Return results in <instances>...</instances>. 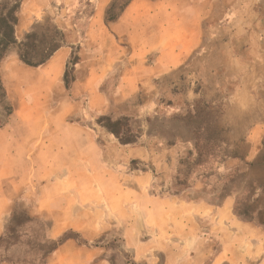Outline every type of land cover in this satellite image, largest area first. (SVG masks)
I'll use <instances>...</instances> for the list:
<instances>
[{
	"label": "rangeland",
	"instance_id": "rangeland-1",
	"mask_svg": "<svg viewBox=\"0 0 264 264\" xmlns=\"http://www.w3.org/2000/svg\"><path fill=\"white\" fill-rule=\"evenodd\" d=\"M96 1L69 0V6L62 8L64 23L56 21L58 8L54 4L57 3L51 2L50 8L39 12L27 32L39 29L41 34L48 35L46 24L49 23L64 33L66 45H73L65 69V73L69 71L70 80L76 78V65L74 68L70 65L73 57L77 56L80 64L89 42L91 47L99 46L98 33L90 41L87 37ZM115 1L117 5L113 14H118L120 8L131 0ZM191 1L196 3L198 0ZM199 1L205 2L206 12L198 45L170 73L153 77L152 87L148 89L144 85L135 97L120 101V76L124 71V64L120 65V47L131 45L115 38L109 24H106L107 28L102 26V34L106 33L109 39L107 45L113 48V58L119 59L104 77L95 79L105 97L104 109L89 114V93L78 97L70 94L64 73L61 84L66 91L52 94L49 110L56 108L62 96L69 95L78 101L80 108L68 123L87 129L101 147L106 162L114 166V170L107 172L104 184L107 190L119 182L120 191L123 189L124 192L145 190L150 196L163 200L206 202L216 206L223 205L232 197L238 218L250 220L252 216L253 223L264 225V217L261 216L264 211V0ZM27 33L17 30L18 40L22 41ZM14 49L17 52H9L0 65V100L10 95H36L41 90L37 82L42 75L37 69L29 70L21 62L18 48ZM86 57L92 61L100 58L93 53H87ZM148 62L153 60L148 58ZM80 70L82 77L88 72L87 67ZM4 111L11 114L13 107H1L0 112ZM104 116L113 121L127 118V130L124 132H128L135 143L122 144L114 135L104 131L98 124ZM137 149L140 153L129 156L132 150ZM200 156L205 161L203 165L192 167ZM182 159L188 160L191 167L182 170ZM180 180L185 185H181ZM30 195L31 190L16 200L8 218L17 210L42 224V227L36 222L27 224L19 232L23 243L34 240L36 236H48L51 226L48 217L34 211L36 196ZM126 196L121 200L130 205L132 196ZM147 202L148 199H141L142 206L150 207ZM256 210H261L260 214H253ZM236 211L243 214L252 212L239 217ZM140 218L143 219V214ZM201 226L206 229L209 222L201 220ZM152 235L154 231L144 229L140 239L146 242ZM82 239H85L83 235ZM100 239L107 246L104 257L109 264L112 259L116 264H165L163 251L141 258L135 250L127 248L122 226L102 232L99 238L89 242L93 244ZM212 245L215 251L220 249L217 239H212ZM28 249L22 245L12 250V255L15 258L24 256ZM27 256L32 257V254Z\"/></svg>",
	"mask_w": 264,
	"mask_h": 264
},
{
	"label": "crops",
	"instance_id": "crops-1",
	"mask_svg": "<svg viewBox=\"0 0 264 264\" xmlns=\"http://www.w3.org/2000/svg\"><path fill=\"white\" fill-rule=\"evenodd\" d=\"M114 1H96L87 37L90 41L98 33L99 46L91 47L89 42L88 49H84L70 88V94L76 97L89 93V114L105 107L103 91L95 79L104 77L119 59L113 58V48L108 47L102 26L107 28L109 24L115 38L131 45L120 47V65L124 64L120 101H128L144 85L152 87L153 77L170 73L195 50L206 12L205 2L199 0H131L119 18L108 23L107 11ZM51 2L57 3L56 21L64 23L62 8L69 6V0H24L17 30L27 33L32 21L50 8ZM72 47L63 46L38 68L27 66L42 75L37 82L39 94L10 95L0 100V108L13 107L11 114L0 112V237L14 203L31 190L30 197L37 193L33 209L49 218V236L55 240L73 230L92 241L102 232L122 226L126 247L141 258L163 251L165 264H264V225L238 218L232 197L216 206L163 200L145 190L124 192L119 182L113 189L104 188L107 172L114 166L106 162L87 129L68 123L80 108L78 101L62 96L56 108L49 110L52 94L66 91L61 81ZM87 53L100 58L89 60ZM148 58L153 62L149 63ZM84 67L88 72L82 77L80 69ZM133 153H140V149L132 150L129 156L134 157ZM126 195L132 196L130 205L121 200ZM141 199H148L150 207L142 206ZM204 219L209 222L206 229L201 226ZM144 229L154 231L146 242L140 239ZM212 239L218 240V251ZM105 253V247H85L69 240L52 254L48 264H109Z\"/></svg>",
	"mask_w": 264,
	"mask_h": 264
},
{
	"label": "trees",
	"instance_id": "trees-1",
	"mask_svg": "<svg viewBox=\"0 0 264 264\" xmlns=\"http://www.w3.org/2000/svg\"><path fill=\"white\" fill-rule=\"evenodd\" d=\"M23 1L24 0L0 1V64L13 48H18L21 62L26 66L38 68L46 64L60 48L66 45V38L64 33L59 30L56 25L48 23L46 24L48 26V35H43L40 33L39 29H34L32 32L27 33L22 41H19L17 37V27L19 25V12ZM129 2L120 8V13L113 14L117 5V1H115L107 11L106 22L109 23L116 21ZM78 62L79 58L74 56L73 60L70 62L71 67L74 68ZM69 76V71H67L64 76L67 90L70 89V84L74 81V77L70 80ZM0 84L2 85L1 76ZM127 121V118L113 121L110 117L104 116L98 120V124L108 134L114 135L122 144H132L135 143L134 139L127 135L128 132H124L127 128ZM201 158V156L197 158L192 164V167H200L203 165L202 163L205 161ZM180 166L182 167V170L187 166L191 167L189 161L186 159L180 161ZM180 183L181 185H185V182H182V180H180ZM256 201L259 202L260 199L259 201ZM247 208L249 207L246 206V209ZM260 211L258 210L257 212L256 210L253 214L259 213ZM250 212L252 211H247L243 214L236 211V214L239 217H243L249 215ZM243 220L252 222L254 217L252 218L251 216L250 220L244 217ZM34 222H36V225L42 227V224L37 223L35 218L26 215L25 212L17 210L13 212L11 218L7 222L4 234L0 237V264H45L46 260H48L60 246L69 240L75 241L80 246L107 248V246L102 244V239L97 240L92 244L88 240L82 239V235L73 230L66 231L56 240L48 235L46 237L36 236L34 240L28 243L21 242L19 232L23 230L27 224ZM22 245H26L29 249L24 251V256L15 258L12 255V250L19 248ZM29 253L32 254V257L27 256ZM110 262L111 264H116L114 259Z\"/></svg>",
	"mask_w": 264,
	"mask_h": 264
}]
</instances>
